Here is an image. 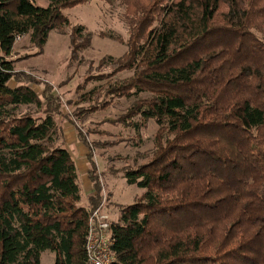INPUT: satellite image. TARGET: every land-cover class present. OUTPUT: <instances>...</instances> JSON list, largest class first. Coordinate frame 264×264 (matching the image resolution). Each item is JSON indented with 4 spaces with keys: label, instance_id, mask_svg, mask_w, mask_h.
<instances>
[{
    "label": "trees",
    "instance_id": "1",
    "mask_svg": "<svg viewBox=\"0 0 264 264\" xmlns=\"http://www.w3.org/2000/svg\"><path fill=\"white\" fill-rule=\"evenodd\" d=\"M46 1L0 0V264H39L45 250L53 264H87L101 201L91 163L82 202L52 85L10 58L17 36L42 49L68 25L63 9L90 0ZM103 1L124 6L129 33L126 52L104 61L131 70L106 92L134 98L137 134L157 125L147 160L121 169L143 191L109 221L111 264H264V0ZM90 41L75 25L71 55Z\"/></svg>",
    "mask_w": 264,
    "mask_h": 264
},
{
    "label": "rangeland",
    "instance_id": "2",
    "mask_svg": "<svg viewBox=\"0 0 264 264\" xmlns=\"http://www.w3.org/2000/svg\"><path fill=\"white\" fill-rule=\"evenodd\" d=\"M36 4L45 6L47 1L36 0ZM63 13L68 25H63V30L50 31L42 49L32 45L27 35L20 36L15 40L10 58L15 71L52 85L53 93L62 104L57 123L63 130L65 146L77 165L78 175H81L84 162L88 168L92 163L101 184L103 209L109 220H115L118 203L128 204L143 191L127 184L121 169L147 160L157 125L148 120L137 134L132 123H139L140 119L127 114L134 98L106 92L109 83L131 74V70L113 69L104 61L106 57L116 59L126 52L129 33L124 6L116 1L90 0L65 8ZM77 24L84 25L90 32L91 41L88 47L71 55L70 34ZM30 86L41 93L37 82ZM22 111L41 114L34 106H24ZM77 133L85 138L86 145ZM82 176L78 177V182L82 202L86 203L90 194ZM53 261L51 251L40 253L39 264H53Z\"/></svg>",
    "mask_w": 264,
    "mask_h": 264
},
{
    "label": "built area",
    "instance_id": "3",
    "mask_svg": "<svg viewBox=\"0 0 264 264\" xmlns=\"http://www.w3.org/2000/svg\"><path fill=\"white\" fill-rule=\"evenodd\" d=\"M20 36H17L19 38ZM16 38V39H17ZM85 250L87 264H111L115 256L111 252L110 226L107 212L103 209L102 200L89 211Z\"/></svg>",
    "mask_w": 264,
    "mask_h": 264
},
{
    "label": "crops",
    "instance_id": "4",
    "mask_svg": "<svg viewBox=\"0 0 264 264\" xmlns=\"http://www.w3.org/2000/svg\"><path fill=\"white\" fill-rule=\"evenodd\" d=\"M79 143V142H78ZM80 144V143H79ZM85 164L82 165V171L80 172L81 175H79V177H81L82 175V180H83V184L86 183V190L88 191V194H92L93 193V189H92V186H91V183L87 177V169H88V166H87V163L84 162Z\"/></svg>",
    "mask_w": 264,
    "mask_h": 264
}]
</instances>
